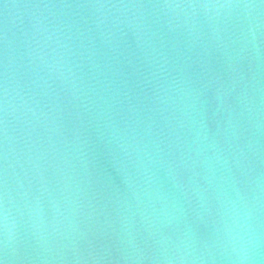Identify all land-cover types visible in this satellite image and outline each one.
<instances>
[{
    "label": "water",
    "instance_id": "obj_1",
    "mask_svg": "<svg viewBox=\"0 0 264 264\" xmlns=\"http://www.w3.org/2000/svg\"><path fill=\"white\" fill-rule=\"evenodd\" d=\"M0 264H264V0H0Z\"/></svg>",
    "mask_w": 264,
    "mask_h": 264
}]
</instances>
